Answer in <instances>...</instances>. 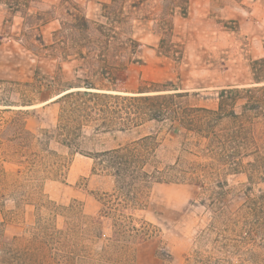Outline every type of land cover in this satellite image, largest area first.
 <instances>
[{
    "label": "trees",
    "instance_id": "trees-1",
    "mask_svg": "<svg viewBox=\"0 0 264 264\" xmlns=\"http://www.w3.org/2000/svg\"><path fill=\"white\" fill-rule=\"evenodd\" d=\"M43 1L0 0V7L11 16L18 15L23 20L22 27L36 29L38 34L33 41L37 45L33 46L38 51L60 63H78L74 69L75 83L46 100L27 99L24 92L14 96L12 88L21 87L14 83H8L10 89L0 93V159L4 155L15 160L26 171L25 177L20 170L14 177L1 169L0 186L16 188L22 176L23 185L31 188L34 195L41 188L29 184H34L37 177L62 174L68 162L51 151L48 142L37 151V135L27 128L30 111L56 102L59 112L52 138L70 155L90 159L91 171L111 178L113 187L102 195L100 209L91 215H85L76 202L55 206L48 199H40L34 225L28 237L21 238L23 260L17 257L20 249L9 244L1 249L0 263L135 264L136 248L156 237L155 229L139 213L147 206L151 186L158 182H193L214 210L208 225L211 232L218 224L228 227L245 242L255 230H264V219L256 217L264 207V190L255 191L256 185L264 184V78H253L246 87L220 90L215 109L187 105L182 100L186 95L176 90L130 88L127 68L141 61L142 44L127 27L125 0L101 4V20L88 19L71 0H57L58 4L49 11L30 13ZM184 6L185 16L187 1ZM57 10L61 11L60 18L53 19L59 22L58 29L46 44L39 27L46 21L44 16ZM159 36V49L166 38L167 47L177 53L172 28ZM160 53L159 50L157 54ZM258 62L264 64V60ZM31 87L23 85L25 89ZM3 115L10 116L4 119ZM149 123H168L171 132L181 137V150L203 160L177 158L171 164H160L156 153L161 143L156 134L103 151L81 150L86 129H91L93 137L137 130ZM190 137L192 140L188 141ZM227 173H244L247 177L246 201L234 211L222 203L229 193L222 180ZM41 209L48 211V215L42 216ZM55 218L61 220L60 228L54 225ZM94 240H102L97 253H92L88 246ZM227 247L224 244L221 250ZM206 263L227 264L211 258Z\"/></svg>",
    "mask_w": 264,
    "mask_h": 264
},
{
    "label": "rangeland",
    "instance_id": "rangeland-1",
    "mask_svg": "<svg viewBox=\"0 0 264 264\" xmlns=\"http://www.w3.org/2000/svg\"><path fill=\"white\" fill-rule=\"evenodd\" d=\"M71 1L81 7L90 20H101V4L109 2ZM185 1L187 13L184 16ZM56 4L57 0H45L35 5L30 13L49 11ZM125 8L127 27L142 44L141 61L127 68L130 88L176 90L186 95L182 100L187 105L215 109L220 90L246 87L253 78H264V64L258 62L264 60V0H125ZM60 13L57 10L47 14L45 23L39 27L46 44L52 32L58 29L59 22L53 18H60ZM22 22L18 15L11 16L0 7V33L3 34L0 38V81L4 83L0 84V93L10 89L8 83H14L21 85L12 88L14 96L24 92L27 99L46 100L75 83L74 69L78 63H60L38 51L33 46L37 45L33 39L38 32L22 27ZM170 28L177 53L167 47L166 38L159 49V33ZM159 50L161 53L157 54ZM25 84L33 87L25 89ZM58 112L59 104L55 102L37 106L28 115L27 128L37 135L35 149L39 151L43 143L48 142L49 149L68 162L60 176L46 178L41 175L34 184H29L30 187L38 185L40 192L33 195L31 188L23 185L24 165H17L15 160L1 155L0 170L8 176L20 170L23 177L17 180L20 186L16 188L0 186V253L2 248L12 244L20 249L17 257L21 260V238L28 237L34 225L35 208L37 202L42 201L40 199H48L55 206L76 202L85 215H91L100 209L102 195L113 187L111 178L91 171L90 159L70 155L69 150L52 138ZM9 116L3 115L4 119ZM90 130L84 131L82 151H103L156 134L161 143L156 153L160 164H171L177 158L203 160L181 150V137L171 132L168 123H149L137 130L93 137ZM191 140L192 137L188 139ZM190 150L193 152L191 146ZM222 180L229 189L222 203L228 210H237L246 201L247 177L244 173H227ZM263 190V183L255 186V191ZM200 192L189 180L158 182L151 186L147 206L139 216L155 229L156 237L136 248L135 264H207L210 258L227 264H264V230H255L245 242L228 227L218 224L211 232L208 225L214 210L205 194ZM41 215L47 216L48 211L41 209ZM256 217L264 219V207ZM54 225L60 228L61 220L55 218ZM224 244L228 247L221 250ZM88 246L92 253H97L102 240H94Z\"/></svg>",
    "mask_w": 264,
    "mask_h": 264
},
{
    "label": "water",
    "instance_id": "water-1",
    "mask_svg": "<svg viewBox=\"0 0 264 264\" xmlns=\"http://www.w3.org/2000/svg\"><path fill=\"white\" fill-rule=\"evenodd\" d=\"M63 95V94H62ZM62 95H60V96H62ZM60 96H57L56 98H58V97H60Z\"/></svg>",
    "mask_w": 264,
    "mask_h": 264
},
{
    "label": "crops",
    "instance_id": "crops-1",
    "mask_svg": "<svg viewBox=\"0 0 264 264\" xmlns=\"http://www.w3.org/2000/svg\"><path fill=\"white\" fill-rule=\"evenodd\" d=\"M55 99H56V98H54V99H52V100H55ZM52 100H51V101H52Z\"/></svg>",
    "mask_w": 264,
    "mask_h": 264
}]
</instances>
